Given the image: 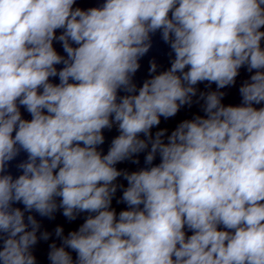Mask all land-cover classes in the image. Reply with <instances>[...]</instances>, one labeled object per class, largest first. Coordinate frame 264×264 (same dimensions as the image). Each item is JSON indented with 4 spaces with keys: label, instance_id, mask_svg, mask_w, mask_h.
<instances>
[{
    "label": "clouds",
    "instance_id": "1",
    "mask_svg": "<svg viewBox=\"0 0 264 264\" xmlns=\"http://www.w3.org/2000/svg\"><path fill=\"white\" fill-rule=\"evenodd\" d=\"M75 4L0 0V264H37L41 226L25 212L52 219L58 209L69 221L88 215L66 237L56 227L62 246L49 245L51 264H264V107L253 106L264 103V0ZM157 31L175 58L136 94ZM245 66L255 72L239 88L241 106L201 92L205 116L153 135L161 117L191 106L197 84L234 85ZM113 125L119 135L102 154ZM21 151L14 179L6 167ZM141 153L146 165L157 155L160 163L117 169ZM118 187L127 210L117 217Z\"/></svg>",
    "mask_w": 264,
    "mask_h": 264
}]
</instances>
